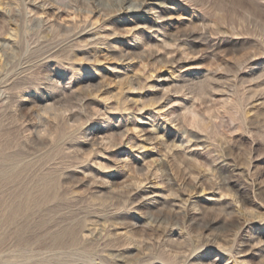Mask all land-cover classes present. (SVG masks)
I'll list each match as a JSON object with an SVG mask.
<instances>
[{
  "label": "rangeland",
  "instance_id": "1",
  "mask_svg": "<svg viewBox=\"0 0 264 264\" xmlns=\"http://www.w3.org/2000/svg\"><path fill=\"white\" fill-rule=\"evenodd\" d=\"M0 264H264V0H0Z\"/></svg>",
  "mask_w": 264,
  "mask_h": 264
}]
</instances>
